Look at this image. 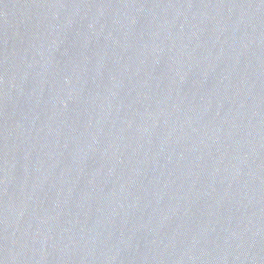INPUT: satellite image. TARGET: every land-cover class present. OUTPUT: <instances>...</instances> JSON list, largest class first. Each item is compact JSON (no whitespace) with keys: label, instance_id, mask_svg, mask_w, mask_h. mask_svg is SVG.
Returning a JSON list of instances; mask_svg holds the SVG:
<instances>
[{"label":"water","instance_id":"1","mask_svg":"<svg viewBox=\"0 0 264 264\" xmlns=\"http://www.w3.org/2000/svg\"><path fill=\"white\" fill-rule=\"evenodd\" d=\"M0 264H264V0H0Z\"/></svg>","mask_w":264,"mask_h":264}]
</instances>
